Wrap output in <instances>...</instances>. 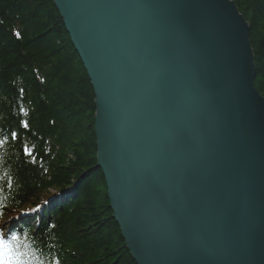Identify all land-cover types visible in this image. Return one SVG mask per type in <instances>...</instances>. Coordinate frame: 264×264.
Instances as JSON below:
<instances>
[{"label": "water", "instance_id": "1", "mask_svg": "<svg viewBox=\"0 0 264 264\" xmlns=\"http://www.w3.org/2000/svg\"><path fill=\"white\" fill-rule=\"evenodd\" d=\"M94 91L136 264H264V96L234 0H53Z\"/></svg>", "mask_w": 264, "mask_h": 264}, {"label": "trees", "instance_id": "2", "mask_svg": "<svg viewBox=\"0 0 264 264\" xmlns=\"http://www.w3.org/2000/svg\"><path fill=\"white\" fill-rule=\"evenodd\" d=\"M234 1L264 96V0ZM94 98L53 0H0V219L28 211L5 235L25 264H136L97 166Z\"/></svg>", "mask_w": 264, "mask_h": 264}, {"label": "snow or ice", "instance_id": "3", "mask_svg": "<svg viewBox=\"0 0 264 264\" xmlns=\"http://www.w3.org/2000/svg\"><path fill=\"white\" fill-rule=\"evenodd\" d=\"M17 35H19V33H17ZM13 137H15V133H13ZM0 215H2V213H0ZM17 240L18 236L15 234H13L9 240L5 237L3 232H0V264H25V254L20 252L18 245L15 243Z\"/></svg>", "mask_w": 264, "mask_h": 264}, {"label": "bare ground", "instance_id": "4", "mask_svg": "<svg viewBox=\"0 0 264 264\" xmlns=\"http://www.w3.org/2000/svg\"><path fill=\"white\" fill-rule=\"evenodd\" d=\"M77 187H78L77 184L75 182H72L71 186H69L68 188H66V190L72 192V191H75ZM61 191H65V190H61ZM59 192H57V193H58L59 196H61L62 194L61 193L59 194Z\"/></svg>", "mask_w": 264, "mask_h": 264}, {"label": "clouds", "instance_id": "5", "mask_svg": "<svg viewBox=\"0 0 264 264\" xmlns=\"http://www.w3.org/2000/svg\"><path fill=\"white\" fill-rule=\"evenodd\" d=\"M19 250H20V249H19ZM20 252L23 253L21 250H20ZM21 258H23V257H21Z\"/></svg>", "mask_w": 264, "mask_h": 264}]
</instances>
